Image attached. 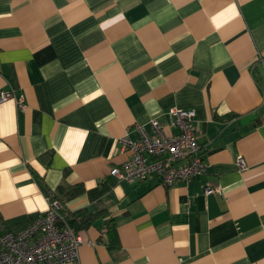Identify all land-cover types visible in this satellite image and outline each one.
Instances as JSON below:
<instances>
[{"label": "crops", "instance_id": "0c3cea01", "mask_svg": "<svg viewBox=\"0 0 264 264\" xmlns=\"http://www.w3.org/2000/svg\"><path fill=\"white\" fill-rule=\"evenodd\" d=\"M1 89L24 106L0 103V235L54 194L68 218L108 207L68 264H264V0H0ZM171 107L195 110L204 172L118 180L119 139L178 133Z\"/></svg>", "mask_w": 264, "mask_h": 264}, {"label": "built area", "instance_id": "2783aa9c", "mask_svg": "<svg viewBox=\"0 0 264 264\" xmlns=\"http://www.w3.org/2000/svg\"><path fill=\"white\" fill-rule=\"evenodd\" d=\"M14 99L23 107V96L13 90H0V103ZM169 123L179 128L176 134L167 135L156 119L149 128L136 125L137 137L127 135L119 140L128 148L129 156L120 165L111 167L110 173L118 180L132 182L147 176H156L164 186L177 181H189L205 170L200 144L195 133V110L171 107ZM242 168L241 156L236 159ZM216 189L204 188L207 194ZM48 206L36 221L17 233L0 235V264H68L78 260L82 239L62 212L63 203L54 194L48 197Z\"/></svg>", "mask_w": 264, "mask_h": 264}, {"label": "trees", "instance_id": "16d2710c", "mask_svg": "<svg viewBox=\"0 0 264 264\" xmlns=\"http://www.w3.org/2000/svg\"><path fill=\"white\" fill-rule=\"evenodd\" d=\"M64 188L65 187H63L62 185L58 186V189H64ZM66 189H67L66 196L71 197V196H75L78 193H81L83 191V186L73 185V186L67 187ZM107 215H108V207L106 205L99 204L95 209H92V210H88V211L82 210V211H76L74 213H71L70 217L68 218V221L74 227V229L78 231L80 228H85L89 226L99 216L106 217ZM115 223L116 221L113 218H109L105 222L106 232L109 238L111 239L112 246H117L115 243Z\"/></svg>", "mask_w": 264, "mask_h": 264}]
</instances>
